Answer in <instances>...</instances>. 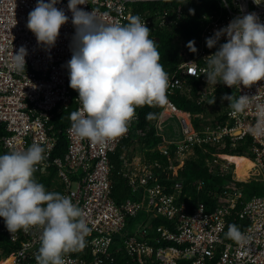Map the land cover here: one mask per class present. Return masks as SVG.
<instances>
[{
	"label": "built area",
	"instance_id": "2783aa9c",
	"mask_svg": "<svg viewBox=\"0 0 264 264\" xmlns=\"http://www.w3.org/2000/svg\"><path fill=\"white\" fill-rule=\"evenodd\" d=\"M172 1L86 0L87 4L79 8L86 12L94 10L105 23H126L129 14L138 15L150 30L162 32L178 26L181 9L177 10L178 20H172L168 18L169 11L159 8L146 16L135 13L133 5ZM220 2V12L204 14L200 19L196 55L190 57L185 51V60L174 70L164 68L171 82L169 102L162 107H153L160 108L158 113H163L162 119L150 121L160 142L147 151H158L167 157L168 166L158 160L151 163L122 156L124 165L120 173L133 191L139 192V198L119 204L113 197L111 155L131 136L140 118V108L128 133L108 141L103 147L71 134V125L65 130L58 127L56 120L72 105L75 110L81 108L78 92L70 87L66 67L72 57L70 45L75 34L69 0H60L57 4L69 22L62 26L60 36L50 50L39 45L27 28L29 12L35 8L37 0H0V155L24 151L33 143L45 148L46 160L36 174L49 177L56 172L51 187L46 189L70 196L73 203L85 212L91 228L86 238L87 246L66 257L74 264H119L118 259L126 257V264H264V133L255 131L262 119L257 105L264 104V81L251 88H229L223 84L208 86L207 78L199 71L204 66L205 57L217 50L207 47L206 38L245 14L254 13L264 22V0ZM224 42L222 39L221 43ZM21 46L27 48L28 55L25 69L17 71L14 53ZM187 78L197 82V104L201 107H211L210 101L229 96L223 93L229 90L235 91L236 96H259L237 116H231L227 109L224 111L226 122L217 123L216 117H210L208 110L192 115L180 110L172 101L177 92L191 93L192 86H187ZM196 120L198 127L194 125ZM174 122L181 128L182 140H173L166 135L168 125ZM136 132L145 135L141 129L137 128ZM63 134L68 141L67 149L62 156H55ZM242 143L249 144L250 153L240 157L249 159L253 168L249 177L240 179L235 174L236 164L224 158L226 154H222V149L227 146L237 148ZM195 147L212 154L214 159H208L207 165L213 174L232 173L234 182L243 183L256 171L255 178L262 183L261 194L254 195L240 211V218L249 222L242 232L246 238L244 241L224 240L227 218L244 197L243 188H236L232 183L231 188L220 194L214 193L218 205L213 211H207L202 202L191 210L180 200L184 191L182 181L178 180L172 188L162 184L163 180L170 182L179 176L187 161L195 155ZM210 148L215 149V153H211ZM203 189L204 183L199 181L197 190ZM153 220H163L167 224L154 227ZM131 223L136 225L132 227ZM40 236L41 231L36 228L12 234L0 217V264H37Z\"/></svg>",
	"mask_w": 264,
	"mask_h": 264
},
{
	"label": "clouds",
	"instance_id": "9594fccd",
	"mask_svg": "<svg viewBox=\"0 0 264 264\" xmlns=\"http://www.w3.org/2000/svg\"><path fill=\"white\" fill-rule=\"evenodd\" d=\"M58 3L60 0H37L28 15L27 28L48 50L55 46L62 26L69 22ZM86 4V0L68 3L75 34L66 67L70 87L78 92L81 104L70 114L69 132L103 147L128 133L138 118V108L166 105L171 82L161 63L159 44L151 38L152 31L140 16L129 14L126 23H105L94 10L79 8ZM190 12L195 14L194 10ZM222 39L226 42L221 43ZM206 44L209 49H217L205 57L204 66L199 68L208 86L251 88L264 81V22L256 14L234 18L206 38ZM187 47L192 53L198 51L194 40ZM27 55L24 46L14 53L17 71L25 69ZM258 96L234 94L222 99L228 101L229 114L237 116ZM214 103L215 99L210 101ZM257 111L262 119L255 131L264 133V104H258ZM162 118V112L146 115L150 121ZM45 160L46 150L38 143L24 151L0 155V217L12 234L33 228L41 231L37 264H74L66 257L87 246L91 228L85 212L70 196L48 191L38 182L35 173ZM225 235L236 242L246 239L235 224L228 225Z\"/></svg>",
	"mask_w": 264,
	"mask_h": 264
},
{
	"label": "trees",
	"instance_id": "16d2710c",
	"mask_svg": "<svg viewBox=\"0 0 264 264\" xmlns=\"http://www.w3.org/2000/svg\"><path fill=\"white\" fill-rule=\"evenodd\" d=\"M135 13L152 15L156 9L161 8L162 10L169 11L168 18L172 20H178L177 10L181 9V19L178 21V26L174 27L169 31L151 30V38L155 39L159 44L158 51L161 55V63L167 70H174L182 61H184L185 51L190 57H194L196 53L190 52L187 47L189 41H195V47L197 48L198 38L200 34V19L204 14H211L215 12H220L221 2L220 0H173L169 3L164 4H149L141 3L133 5ZM194 10V15L190 12ZM187 86H192V91L190 94H182L177 92L173 97L172 101L178 106V108L185 112H190L192 115L206 112L208 107H201L197 104V93L198 87L197 82L194 79L187 78ZM224 90L221 91L220 95ZM224 94H229L231 96L232 91L223 92ZM219 101V98L215 100V103ZM214 103V104H215ZM76 111L74 105L70 109L64 112L63 116L58 117L56 120V125L62 127L64 130L71 125L70 114ZM160 108H153L149 106H144L139 109V121L135 123L131 136L121 142L115 155H111V160L114 164V169L112 171V183H113V197L117 203L121 204L127 199H137L136 194L132 191L128 182L123 179L120 170L121 163L119 160L120 154L129 145L132 146L136 140L144 139V143L147 144V148L150 149L151 145L155 143L159 144L160 138L156 137L155 129L151 126L150 120L146 119V115L149 112L158 113ZM217 123L226 122L225 112L219 114L216 117ZM195 127L199 126L198 120L194 122ZM138 129L143 130L145 135H139L136 133ZM139 137H138V136ZM138 137V138H137ZM229 144V142L227 141ZM248 145V146H247ZM68 146V141L66 135L60 139L59 146L55 152V156H62ZM211 153H215V149L210 148ZM249 144H240L237 148H231L227 146L222 149V154L226 155H239L246 156L249 155ZM146 159L150 161H159L161 164L168 166L167 157L160 154L158 151L149 152L146 154ZM213 160L212 154H206L203 149L195 147V155L187 161V164L179 174L178 177H174L173 181L166 182L162 181V184H166L169 187H173L177 181H182L184 185L183 196L180 198L181 201L187 203L189 208L193 210L199 202L206 205L207 211H213L218 205V198L213 196L214 193H221L222 191L232 187V183H235L236 188L241 187L244 189V197L238 203L236 208L232 211L231 215L227 218L226 232L228 231V225L235 224L239 227L240 231L243 232L249 225V222L240 218V211L243 205L250 200L254 195L261 194V187L254 188L252 190H246L248 183H236L233 181L232 173L226 174L224 172L211 173L207 165V160ZM219 172V171H218ZM36 179L38 182L42 183L45 187L49 188L52 185V180L56 176V172H52L49 177L44 175L36 174ZM39 177V178H37ZM165 177L162 175V178ZM201 181L204 183V189L202 191L197 190V183ZM229 187V188H228ZM171 191V190H170ZM155 226L167 224L163 220H156ZM224 234L225 241H232L227 238ZM128 258L118 259L119 264H126Z\"/></svg>",
	"mask_w": 264,
	"mask_h": 264
},
{
	"label": "rangeland",
	"instance_id": "374dc122",
	"mask_svg": "<svg viewBox=\"0 0 264 264\" xmlns=\"http://www.w3.org/2000/svg\"><path fill=\"white\" fill-rule=\"evenodd\" d=\"M236 95L235 91H232L231 95ZM212 108L210 110L209 116L210 117H217L219 114L223 113L224 111H226L228 109V101L227 100H223L219 99V101H217L215 104L211 105ZM179 129V130H178ZM179 131V133L177 134V132ZM166 135L173 140H182L183 139V135H182V131L179 125H177L176 122L171 123L170 125H168L167 131H166ZM144 139L140 140V142L144 143ZM157 147V145L155 143H153L151 145V148H155ZM140 147H136V150H139ZM139 154L138 151H136V154ZM256 175V171L254 170L251 176L250 180H247L245 183H248L247 189L246 190H252L254 188H259L262 186V183L255 178Z\"/></svg>",
	"mask_w": 264,
	"mask_h": 264
},
{
	"label": "crops",
	"instance_id": "0c3cea01",
	"mask_svg": "<svg viewBox=\"0 0 264 264\" xmlns=\"http://www.w3.org/2000/svg\"><path fill=\"white\" fill-rule=\"evenodd\" d=\"M137 133V132H136ZM138 136V135H137ZM139 137V136H138ZM137 137V138H138ZM158 146V145H157ZM136 147H140L139 148V150H136L135 148ZM147 144H142L141 142H140V140H136V142L132 145V146H128L126 149H124L123 150V152L120 154V157H119V160H120V163H121V170L123 169V163H124V161L121 159V157L122 156H125L126 157V159H128V160H132V159H134V157H136V158H141V159H143V161H148V162H155V161H150V160H148V159H146V154H148L149 153V151H147ZM150 149H154V148H150ZM118 150V149H117ZM149 150V149H148ZM136 151H138L139 152V154L137 153L136 154ZM117 152V151H116ZM116 153H114V154H112V155H115ZM228 157V158H227ZM227 160H229V161H231L232 163H235L236 164V166H237V168L238 169H240V164L239 163H236L234 160H233V158H236V157H232V156H226L225 157ZM111 162H112V160H111ZM112 164H113V162H112ZM252 164V163H251ZM113 166H114V164H113ZM252 168V167H251ZM250 168V169H251ZM249 169V170H250ZM120 170V171H121ZM249 170H248V172H249ZM248 175H249V173H248ZM248 175H247V177H248ZM124 179V178H123ZM125 180V179H124ZM128 185H129V183H128ZM131 188V187H130ZM132 189V188H131ZM132 191H133V189H132ZM134 192V191H133ZM135 194H136V197H137V199L139 198V195H138V193L137 192H134ZM131 199V198H130ZM137 199H131V200H137ZM156 220H153V222H152V226L154 225V227H156L155 226V222ZM136 225V223H131V226L133 227V226H135ZM151 232H153V231H151Z\"/></svg>",
	"mask_w": 264,
	"mask_h": 264
},
{
	"label": "bare ground",
	"instance_id": "6f19581e",
	"mask_svg": "<svg viewBox=\"0 0 264 264\" xmlns=\"http://www.w3.org/2000/svg\"><path fill=\"white\" fill-rule=\"evenodd\" d=\"M227 155H225L226 157ZM230 156V155H228ZM224 157V158H225ZM232 157H236V158H233V160L236 162V163H239L240 164V169L237 168V166L235 167V174L238 178L240 179H243V178H247V175L248 177L250 176V173H251V169L253 168V163L247 159L246 157H240V156H232ZM228 158V157H227ZM226 159V158H225ZM227 160V159H226ZM229 161V160H228ZM231 162V161H230ZM232 163V162H231ZM252 163V164H251ZM252 167V168H251ZM251 168V169H250ZM250 169V170H249ZM249 170V172H248ZM5 264H8V263H5Z\"/></svg>",
	"mask_w": 264,
	"mask_h": 264
}]
</instances>
